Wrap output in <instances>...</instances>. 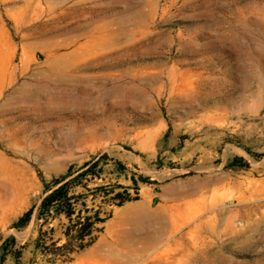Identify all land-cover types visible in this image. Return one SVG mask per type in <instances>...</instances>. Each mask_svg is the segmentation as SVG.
Wrapping results in <instances>:
<instances>
[{
  "label": "rangeland",
  "instance_id": "374dc122",
  "mask_svg": "<svg viewBox=\"0 0 264 264\" xmlns=\"http://www.w3.org/2000/svg\"><path fill=\"white\" fill-rule=\"evenodd\" d=\"M103 152L160 183L68 264H264V0H0V235Z\"/></svg>",
  "mask_w": 264,
  "mask_h": 264
},
{
  "label": "trees",
  "instance_id": "16d2710c",
  "mask_svg": "<svg viewBox=\"0 0 264 264\" xmlns=\"http://www.w3.org/2000/svg\"><path fill=\"white\" fill-rule=\"evenodd\" d=\"M244 149L256 157L263 154ZM108 160L106 152L96 153L80 165L70 164L64 172L49 178L39 172L42 186L39 201L33 202L9 226L22 230L32 222L30 238L19 243L12 233L0 235V264H68L74 254L97 240L104 222L111 217V211L105 210L106 204L121 206L138 200L142 184L160 183L141 173L128 175L120 161L113 163L114 181L97 183L104 179L102 174ZM247 164L242 156H234L227 165ZM161 165L159 161L158 166ZM120 178L130 183L125 185ZM27 250L29 255L25 257Z\"/></svg>",
  "mask_w": 264,
  "mask_h": 264
}]
</instances>
